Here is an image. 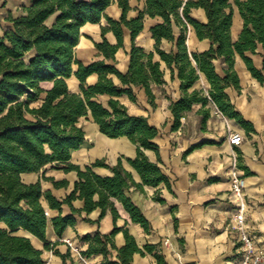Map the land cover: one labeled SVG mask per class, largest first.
<instances>
[{
	"label": "trees",
	"instance_id": "16d2710c",
	"mask_svg": "<svg viewBox=\"0 0 264 264\" xmlns=\"http://www.w3.org/2000/svg\"><path fill=\"white\" fill-rule=\"evenodd\" d=\"M31 2L25 15L9 19L13 26L0 39V264H46L43 252L36 248L33 238L46 243L49 223L61 237L68 227H75L77 216L89 215L96 210H101L98 222L108 211L116 221L120 214L114 199L122 203L134 223L149 231V221L126 191L135 188L144 192V186L158 187L161 184L171 189L169 179L144 152L152 150L159 154L154 143L159 130L146 118L131 116L118 100L127 95L136 102L134 87H143L150 104L155 106L151 86L165 83L164 72L160 63L154 61V53L147 54L136 45L146 16L163 20L151 29L156 53L171 70L172 79L177 74L184 94L171 106L174 117L172 131L178 130L181 118L193 104L208 102L197 91L189 93L200 78L198 72L208 79L210 98L220 111L236 119L244 128L250 125L234 110L224 93L228 87L240 89L239 78L233 69L236 54L244 60L252 76L264 83L262 71L247 56V53L257 54L259 45L264 47V0H145V9H137V18L131 20L127 18L132 10L130 0L118 1L122 10L119 20L105 14L113 0ZM234 6L243 19V30L236 44L231 39ZM198 8L206 12L207 24L190 16L192 9ZM103 18L107 19L109 27H102L103 41L95 46L113 64L103 60L86 66L77 59L75 52L81 28L88 23L99 24ZM189 25L194 27L200 40L212 42L209 51L192 55L196 67L186 44ZM175 26L180 28L178 36L174 34ZM124 28L130 31L132 38L130 66L126 74L115 65L116 53L123 47ZM110 31L117 38L115 46L106 39ZM163 40L174 43L175 50L171 53L161 50ZM213 60L225 64L223 79L217 74ZM74 66H77L76 71ZM93 74L98 75V81L89 86L87 79ZM73 75L80 82V94L69 89L67 80ZM111 76L117 77L121 85H116ZM47 82L52 83L48 90L42 86ZM101 96L109 97L106 106L100 102ZM40 100L41 105L33 107ZM89 118L106 137H126L137 146L136 157L126 161L139 173L142 183H137L132 173L124 168L122 158L115 166L102 159L84 169L71 162L72 152L78 151L86 141V133L79 123ZM50 165L66 173H77L74 190L63 200L51 192L44 193L40 182L27 184L22 179L23 174L40 173ZM94 168H107L112 175L100 176L93 171ZM44 180L52 182L57 189L68 186L66 180L55 182L45 176ZM156 199L164 202L159 196ZM76 200L84 201L83 210L73 206ZM65 206L69 210L66 215ZM50 211L56 214L50 216ZM85 220L91 222L87 218ZM121 231L126 243L117 248L114 238ZM82 240L88 244L82 255H103L105 259L101 264H132L134 254L145 256L135 238L127 230L117 227L110 235L98 232ZM45 248L49 250L51 245L46 244ZM110 249L118 252V262L109 259ZM145 250L152 254L155 247L146 246ZM55 254L61 256L57 251ZM155 256L162 263L161 256ZM62 259L66 264V257L62 256Z\"/></svg>",
	"mask_w": 264,
	"mask_h": 264
},
{
	"label": "crops",
	"instance_id": "0c3cea01",
	"mask_svg": "<svg viewBox=\"0 0 264 264\" xmlns=\"http://www.w3.org/2000/svg\"><path fill=\"white\" fill-rule=\"evenodd\" d=\"M118 1L113 0L112 5L105 11L113 20H119L122 15ZM145 3V0H130L132 10L127 15L128 20L137 18V9L144 10ZM31 5V0H0V39L13 26L9 19L25 15L26 9ZM190 16L202 24L208 22L206 12L201 8L192 9ZM162 22L159 17L153 19L146 16L144 29L136 38V45L147 54L154 53V61L160 63L164 72L165 83L151 86L155 106L150 104L143 87H134L136 102L127 95L119 97L118 100L131 116L144 117L151 126L159 130L158 136L154 139L159 154L152 150L144 152L150 162L157 164L169 179L171 189L161 184L158 187L144 186V192L135 188L126 191L149 221V231L134 223L122 203L116 199L113 201L120 214L116 221L110 211L99 222L101 210L89 215L83 213L82 216L76 217L75 227H68L61 237L49 223L46 243L33 238L36 248L42 250L46 264H65L62 256L66 257V264H101L105 259L103 255L84 256L86 262H83L74 249L78 248L81 253L86 251L88 244L82 240L83 237L94 236L98 232L110 235L116 227L127 230L135 238L137 246L145 252V256L134 254L132 264H236L241 258V251L239 233L232 228L235 214L231 197L233 169H236L244 180L248 203L246 218L250 230L257 237L259 244L264 246V83L252 76L244 60L236 54L233 69L239 78L240 89L228 87L224 93L234 110L250 125L244 128L236 119L229 118L220 111L210 98L211 85L208 79L203 73L198 72L200 78L189 93L197 91L207 98L208 102L193 104L191 110L185 112L181 118L178 130L172 131L174 117L171 106L184 94L177 74L175 79H172L171 70L156 53V42L151 29ZM102 27H109L106 18L99 24L88 23L81 28L80 42L75 52L77 59L86 66L103 60L107 64H113V61L105 59L95 46L103 41ZM242 30L243 19L238 8L234 6L231 28L233 44L238 42ZM174 34L178 36L180 28L175 26ZM106 39L113 46L118 43L112 31L106 34ZM186 44L195 67L196 62L192 55L202 54L212 47L209 39L200 40L197 37L191 25L188 26L186 33ZM131 49V34L124 28L123 47L118 50L115 57L116 68L123 74L129 70ZM161 50L171 53L175 50V44L163 40ZM263 55L262 45L258 46L257 54L247 53L254 66L261 70L264 76ZM213 64L217 74L223 79L225 64L220 60H213ZM76 70L77 66H74V71ZM111 78L116 85H121L117 77ZM97 81L98 75L93 74L88 77L87 84L93 86ZM67 83L72 93H81L80 82L74 75ZM42 86L48 90L52 83H43ZM108 99V96L99 98L105 106ZM41 103L40 100L33 104V107H38ZM89 120L93 127H98L91 118ZM233 133H239L244 138L240 146L229 142V137ZM94 139L95 142L87 133L84 144L78 151L72 152L73 164L84 169L95 161L104 159L108 165L115 166L118 159L122 158L124 168L132 173L137 183H142L139 173L126 161L128 158L136 157V145L126 137L111 139L102 133L96 135ZM47 168L48 166L40 173L23 174L22 179L27 184L40 182L44 193L51 192L56 198L65 199L74 190L78 181L77 173ZM93 171L103 177L112 175L107 168H94ZM44 176L53 178L55 182L66 180L68 186L57 189L52 182L44 180ZM158 196L164 202L158 201L156 199ZM44 205L48 208L46 202ZM73 206L83 210L84 201L76 200ZM48 213L50 216L56 214L53 211ZM68 213V207L65 206L64 215ZM85 218L91 222H87ZM125 243L124 233L121 231L115 236L114 244L121 248ZM46 244L51 245V249L47 250ZM146 246L155 247V252L149 254L145 250ZM55 251L61 256L56 255ZM110 251L112 254L108 256L109 259L118 262V252L112 249ZM156 254L161 256L162 263L158 262Z\"/></svg>",
	"mask_w": 264,
	"mask_h": 264
},
{
	"label": "built area",
	"instance_id": "2783aa9c",
	"mask_svg": "<svg viewBox=\"0 0 264 264\" xmlns=\"http://www.w3.org/2000/svg\"><path fill=\"white\" fill-rule=\"evenodd\" d=\"M219 114V112H217ZM244 138L239 133H233L229 137L232 145L240 146ZM232 202L235 207L232 228L239 233L241 258L236 264H264V246L260 245L257 237L252 233L247 222L248 203L245 193L244 180L236 169L231 172ZM74 251L83 262H86L78 248Z\"/></svg>",
	"mask_w": 264,
	"mask_h": 264
},
{
	"label": "rangeland",
	"instance_id": "374dc122",
	"mask_svg": "<svg viewBox=\"0 0 264 264\" xmlns=\"http://www.w3.org/2000/svg\"><path fill=\"white\" fill-rule=\"evenodd\" d=\"M79 125L83 128V130L85 131V133H86V135H87V133H88V136H89V138H91L92 139V141H94L95 139H94V137L95 136H92V131H93V123L90 121V120H88V119H82L81 121H80V123H79ZM95 142V141H94ZM47 169H50V170H56L55 168H54V165H50V166H48V168Z\"/></svg>",
	"mask_w": 264,
	"mask_h": 264
},
{
	"label": "bare ground",
	"instance_id": "6f19581e",
	"mask_svg": "<svg viewBox=\"0 0 264 264\" xmlns=\"http://www.w3.org/2000/svg\"><path fill=\"white\" fill-rule=\"evenodd\" d=\"M91 133H92V136L101 134L97 126L93 127V131Z\"/></svg>",
	"mask_w": 264,
	"mask_h": 264
}]
</instances>
